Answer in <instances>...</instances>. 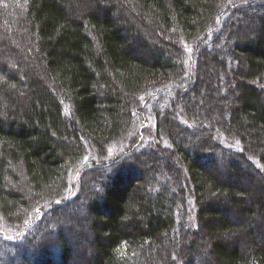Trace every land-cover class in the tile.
Listing matches in <instances>:
<instances>
[{
  "label": "trees",
  "instance_id": "trees-1",
  "mask_svg": "<svg viewBox=\"0 0 264 264\" xmlns=\"http://www.w3.org/2000/svg\"><path fill=\"white\" fill-rule=\"evenodd\" d=\"M231 2L0 0V264H264V0Z\"/></svg>",
  "mask_w": 264,
  "mask_h": 264
},
{
  "label": "rangeland",
  "instance_id": "rangeland-1",
  "mask_svg": "<svg viewBox=\"0 0 264 264\" xmlns=\"http://www.w3.org/2000/svg\"><path fill=\"white\" fill-rule=\"evenodd\" d=\"M231 1H232L231 4L235 5L236 2H237L238 0H231ZM229 2H230V0H226V3H229ZM226 3H225V7L228 5V4L226 5ZM223 16H224V15H223ZM223 16H222V17H223ZM222 17H221V19H222ZM11 26H12V25H11ZM219 46H221V45H219ZM50 82H52V81H50ZM52 83H53V82H52ZM62 104H63V106H64V109H65V111H66V114H67V113H70L69 104H68V102L66 101V99L62 98ZM143 129H144V130H143V132H141L140 137H141L142 135H146V133H147V127H144ZM105 153H106V151L103 152L100 156H101V157H104ZM191 208H192V206H191ZM35 217H36V216H35ZM33 218H34V217H33ZM0 222H1V218H0ZM253 223H254V224H258V223L264 224L263 222L259 221L257 215L254 216ZM0 228H1V223H0ZM8 238H9V237H8ZM73 252H74V254H73V255H74V260H73L70 264H75L77 261L80 263L79 260H81L82 256H84V254H85V256H87V254H88L87 251L82 252L80 249H77V248H76V249H73ZM77 257H78V259H77Z\"/></svg>",
  "mask_w": 264,
  "mask_h": 264
},
{
  "label": "bare ground",
  "instance_id": "bare-ground-1",
  "mask_svg": "<svg viewBox=\"0 0 264 264\" xmlns=\"http://www.w3.org/2000/svg\"><path fill=\"white\" fill-rule=\"evenodd\" d=\"M234 148H236V144L233 146ZM191 226H193V224L195 223V218L194 217H191Z\"/></svg>",
  "mask_w": 264,
  "mask_h": 264
}]
</instances>
